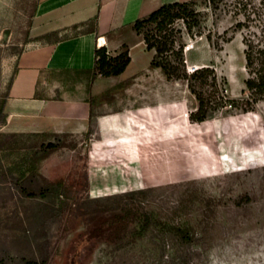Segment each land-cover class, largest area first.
<instances>
[{
    "label": "rangeland",
    "instance_id": "1",
    "mask_svg": "<svg viewBox=\"0 0 264 264\" xmlns=\"http://www.w3.org/2000/svg\"><path fill=\"white\" fill-rule=\"evenodd\" d=\"M38 1L0 0V99L8 93L0 129V264L47 253L46 264H264V102L247 112L220 106L211 118L189 120L196 98L187 79L166 77L151 59L99 91L90 72L50 73L60 82L12 101L17 56L77 30L47 31L35 16ZM194 1L200 23L195 34H182L187 68L214 67L225 92L240 96L243 35L264 45V5ZM189 83L200 89L199 80ZM46 100L61 107L45 111ZM48 142L55 146L41 156ZM22 171L38 185L61 182L62 217L45 214L59 203L55 194L24 193L12 178ZM124 211L130 219L117 237L89 238L94 225Z\"/></svg>",
    "mask_w": 264,
    "mask_h": 264
},
{
    "label": "trees",
    "instance_id": "2",
    "mask_svg": "<svg viewBox=\"0 0 264 264\" xmlns=\"http://www.w3.org/2000/svg\"><path fill=\"white\" fill-rule=\"evenodd\" d=\"M243 9L247 6L254 7L255 0H235ZM221 0H208L212 6L217 7ZM264 5V0H258ZM194 0H176L162 3L152 10L148 15L137 18L133 27L138 33H142L146 48L152 50L150 61L151 66L160 67L166 77H179L180 74L188 81L190 91L196 98L195 108L188 112V118L192 121H203L211 118L218 111L220 106L227 109H238L244 112L256 109L259 102H264V45L253 40L247 35H243L244 59L247 76L244 79V88L240 96H233L225 92L226 81L219 77L214 67L210 65H199L193 69H188L186 64L185 42L182 40V34L186 31L188 34H195L192 29L200 23V11L195 7ZM240 9V8H239ZM245 15V13H244ZM177 19L181 20L182 25L174 26ZM245 21L239 20L236 27L241 28ZM55 32V31H54ZM56 33V32H55ZM180 41L178 42V39ZM57 37L55 40H59ZM54 40V41H55ZM131 57L127 50L120 51L117 54H109L104 46L95 49L94 66L85 70L91 73V78L97 75H118L122 73L130 62ZM17 67L9 80L8 90L12 84ZM180 71V73H178ZM190 80L198 81L200 89L189 83ZM204 84L211 88L203 89ZM8 93L0 99V129L5 122L8 112L5 108ZM264 118V114H261ZM55 143L48 142L43 146L44 156ZM12 178L21 187L25 194L39 192L43 196L55 194L57 201L51 206L45 207V214L62 217L65 213V202L59 199L61 192L60 181H52L38 185L33 177V173L27 171L20 172ZM142 191V189H141ZM44 214V215H45ZM130 219V211L116 212L110 215L103 222L94 225L88 236L110 235L114 233L117 237L127 226ZM25 264H46L48 253L36 258L24 259Z\"/></svg>",
    "mask_w": 264,
    "mask_h": 264
},
{
    "label": "crops",
    "instance_id": "3",
    "mask_svg": "<svg viewBox=\"0 0 264 264\" xmlns=\"http://www.w3.org/2000/svg\"><path fill=\"white\" fill-rule=\"evenodd\" d=\"M169 1L176 0H39L35 16L46 23L47 31L60 34L72 28L77 30L59 40L35 45L17 56L10 99H29L35 96L40 86L59 83V80L50 77V73L91 69L95 49L100 46L112 55L127 50L131 60L118 75H97L93 78L91 85L94 90L99 91L112 84L114 76L129 69L145 68L152 50L146 48L142 33L134 29L133 23ZM49 79L53 80L49 82ZM65 101L72 102V99ZM60 102L46 100L42 108L50 112L60 108Z\"/></svg>",
    "mask_w": 264,
    "mask_h": 264
},
{
    "label": "built area",
    "instance_id": "4",
    "mask_svg": "<svg viewBox=\"0 0 264 264\" xmlns=\"http://www.w3.org/2000/svg\"><path fill=\"white\" fill-rule=\"evenodd\" d=\"M195 67H196V65H194V68H195ZM191 69H193V68L191 67ZM191 69H190V70H191Z\"/></svg>",
    "mask_w": 264,
    "mask_h": 264
},
{
    "label": "water",
    "instance_id": "5",
    "mask_svg": "<svg viewBox=\"0 0 264 264\" xmlns=\"http://www.w3.org/2000/svg\"><path fill=\"white\" fill-rule=\"evenodd\" d=\"M192 68H194V66H192Z\"/></svg>",
    "mask_w": 264,
    "mask_h": 264
}]
</instances>
